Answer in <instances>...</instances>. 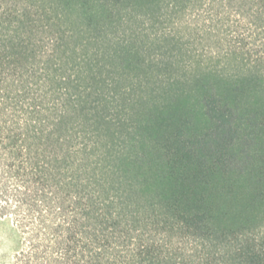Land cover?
<instances>
[{
	"label": "trees",
	"instance_id": "16d2710c",
	"mask_svg": "<svg viewBox=\"0 0 264 264\" xmlns=\"http://www.w3.org/2000/svg\"><path fill=\"white\" fill-rule=\"evenodd\" d=\"M195 2L0 0V230L13 264H264V136L236 165L238 87H215L201 61L168 81L189 44L137 37L138 22ZM211 134L222 139L210 146Z\"/></svg>",
	"mask_w": 264,
	"mask_h": 264
},
{
	"label": "rangeland",
	"instance_id": "374dc122",
	"mask_svg": "<svg viewBox=\"0 0 264 264\" xmlns=\"http://www.w3.org/2000/svg\"><path fill=\"white\" fill-rule=\"evenodd\" d=\"M181 16L171 22L160 20L156 25L138 22L141 30L137 37L152 41L170 37L189 44L183 67L174 69L168 81L178 74L191 78L196 70L194 62L201 61V71L213 78L215 87L223 88L226 84L238 87L233 98L240 108L235 125L241 135L232 159L236 165H249L256 159L255 152L264 136V8L257 4L196 0ZM174 26H189L190 30H175ZM193 95L190 108L195 131L206 136L209 131L205 111L197 102L195 90ZM220 139V135L211 134L208 144L212 146ZM9 244L6 233L0 230V264H13Z\"/></svg>",
	"mask_w": 264,
	"mask_h": 264
}]
</instances>
